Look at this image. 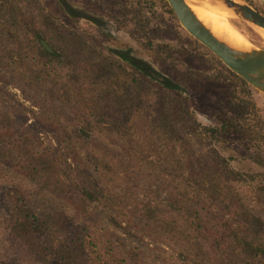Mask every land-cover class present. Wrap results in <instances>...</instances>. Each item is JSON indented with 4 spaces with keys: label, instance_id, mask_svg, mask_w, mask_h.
Returning <instances> with one entry per match:
<instances>
[{
    "label": "trees",
    "instance_id": "trees-1",
    "mask_svg": "<svg viewBox=\"0 0 264 264\" xmlns=\"http://www.w3.org/2000/svg\"><path fill=\"white\" fill-rule=\"evenodd\" d=\"M58 1L70 17L102 24ZM150 1L172 12L165 0ZM141 14L133 13L137 21ZM227 72L250 93V84ZM5 75L77 109L70 130L58 136V158L0 109V168L34 187L16 183L4 196L2 224L21 264H145L106 225L124 221L164 240L181 264H264V192L253 191L246 201L233 184L240 172L222 156L196 152L191 137L178 134L187 116L171 93L179 94L178 84L154 76L129 50L103 49L57 23L39 0H0V78ZM152 80L167 91L150 94ZM129 90L137 102L126 98ZM141 99L154 102L144 123ZM246 102L252 123L244 125L264 141V123L253 101ZM101 139H117L124 152ZM141 167L158 184L139 197ZM30 194H50L72 213L29 207Z\"/></svg>",
    "mask_w": 264,
    "mask_h": 264
},
{
    "label": "rangeland",
    "instance_id": "rangeland-1",
    "mask_svg": "<svg viewBox=\"0 0 264 264\" xmlns=\"http://www.w3.org/2000/svg\"><path fill=\"white\" fill-rule=\"evenodd\" d=\"M39 1L44 12L57 23L83 33L90 42L103 49L129 50V56L144 59L161 76L178 84L179 94L176 91L171 93L178 97L187 112L178 134L191 137L196 152L209 151L222 156L231 168L240 172L241 177L233 184L246 201H250L251 192H264V141L244 125L252 123V111L246 101H253L255 111L264 123V93L252 86L253 89L246 94L236 85L227 75L230 69L217 56L221 63L214 59V54L180 25L168 3L172 12L150 0H66L86 15L102 20V24L97 25L88 18L70 17L58 0ZM241 1L264 15V0ZM139 11L143 19L137 21L133 13ZM231 23L253 47L264 49L262 28L244 20L233 19ZM158 90L167 91V88L157 80L150 81V94L154 96ZM126 98L136 101L130 90ZM138 103L139 118L144 123L148 117L146 112L150 113L154 102L149 100L146 103L141 99ZM0 109L11 116L19 129L32 134L57 158L58 136L70 130L69 124L77 117L76 107L51 101L44 89L16 83L10 75L0 78ZM94 135L104 134L95 131ZM101 140L117 154L124 152L122 142L117 139ZM144 168L141 167L143 173L137 180L139 197L148 187L157 190V177H150ZM16 183L34 191L31 183L1 167L0 263H23L18 251L11 248L2 224L8 207L4 197L6 190ZM27 197L29 207L63 209L72 213L50 194H30ZM106 225L122 237L125 247L138 249L145 264H181L172 257L171 250L174 249L166 246L164 240H152L138 229L137 224L124 221L120 226Z\"/></svg>",
    "mask_w": 264,
    "mask_h": 264
},
{
    "label": "water",
    "instance_id": "water-1",
    "mask_svg": "<svg viewBox=\"0 0 264 264\" xmlns=\"http://www.w3.org/2000/svg\"><path fill=\"white\" fill-rule=\"evenodd\" d=\"M171 7L175 18L180 25L197 41L209 49L221 62L236 75L242 77L248 84L264 93V49L251 47L246 52H238L219 41L213 34L199 22L195 14L186 4L185 0H166ZM238 1V3L236 2ZM229 7L237 8L240 12L237 20L247 21L264 30V15L253 9L241 0H225ZM131 57V56H130ZM137 58V57H135ZM143 61L156 77L160 73L147 61ZM166 78V77H164ZM168 79V78H166Z\"/></svg>",
    "mask_w": 264,
    "mask_h": 264
},
{
    "label": "bare ground",
    "instance_id": "bare-ground-1",
    "mask_svg": "<svg viewBox=\"0 0 264 264\" xmlns=\"http://www.w3.org/2000/svg\"><path fill=\"white\" fill-rule=\"evenodd\" d=\"M195 17L219 41L238 52H246L252 44L231 23L238 19L237 8L226 5L225 0H185ZM238 3V1H236Z\"/></svg>",
    "mask_w": 264,
    "mask_h": 264
}]
</instances>
